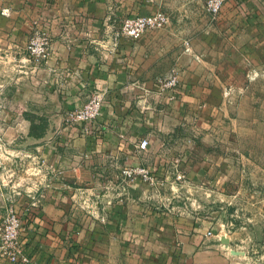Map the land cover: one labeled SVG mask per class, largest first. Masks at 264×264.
Returning a JSON list of instances; mask_svg holds the SVG:
<instances>
[{
	"label": "crops",
	"instance_id": "crops-1",
	"mask_svg": "<svg viewBox=\"0 0 264 264\" xmlns=\"http://www.w3.org/2000/svg\"><path fill=\"white\" fill-rule=\"evenodd\" d=\"M203 3L0 0V151L13 152L32 169L30 187L17 192L13 208L20 214V242L34 264H240L247 259L230 255V247L236 250L246 239L229 230L226 220L213 210L178 204L177 198L189 188L210 199L217 191L228 194L225 171L214 177V159L193 156L202 140L198 126H190V139L182 122L225 94L228 75H215L220 60L227 71L264 60V0L227 2L213 21ZM156 10L167 14L163 28L121 37L107 49L121 17ZM33 28L48 35L45 62L34 63L24 54ZM170 72L177 84L165 92L160 81ZM92 91L101 93L102 103L83 133L67 113ZM31 119L45 121L41 135H28ZM140 138L148 140L145 151L136 147ZM124 165L147 167L154 182L123 179ZM175 165L183 168L182 182L189 187L174 180ZM261 178L251 186L243 181L246 185L231 190L230 197L249 196L254 212H264ZM4 200L0 189V219ZM244 224L240 229L252 228ZM0 264L11 263L0 259Z\"/></svg>",
	"mask_w": 264,
	"mask_h": 264
},
{
	"label": "rangeland",
	"instance_id": "rangeland-1",
	"mask_svg": "<svg viewBox=\"0 0 264 264\" xmlns=\"http://www.w3.org/2000/svg\"><path fill=\"white\" fill-rule=\"evenodd\" d=\"M218 56L221 58L223 54ZM221 62L222 60L219 62L220 67L215 75L218 73L220 77L222 74L228 75L229 85L225 87V94L222 95L221 92L220 96L218 93L219 96L214 98L215 102L210 101L202 107L203 114L192 117L190 120L186 119V122L182 124L186 126L184 135L190 139V126H198L202 140L197 151H193V156L200 159L206 156L212 157L215 161L214 177L222 178L221 174L224 170L229 191L228 194L222 193L224 196L217 191L218 194L210 199L205 196L203 190L194 192L193 188H189L190 191L183 192L184 196L177 200L178 204L186 202V205L189 204L190 207L202 211H215V217L228 222L229 230H234L238 238L246 239L239 244L238 249L230 247L229 251L232 256L247 257L240 264H264V212H254L250 205L253 199L249 196L239 194L233 198L230 197L235 195L231 190L246 185L243 181H248L251 186L250 181H259L260 176L264 179V60L261 64H254V67L248 63L245 65L246 69L241 67L236 71H232L233 68L229 71L225 70ZM220 90L221 88L218 89L219 92ZM31 122L35 127L34 130H38L37 132L43 130L46 124L43 119H35V121L31 119ZM210 147L212 150L209 149ZM29 167L31 166L27 164V161L16 158L13 152L9 154L0 151V180L6 181V185L0 187L4 199L11 194L18 196L19 194L16 195L15 192L19 191L22 194V189L30 187L29 178L33 174ZM177 169L183 175V168ZM202 169L204 172L200 173L199 180L204 189L207 179L205 167L203 166ZM183 180L184 176L176 182L189 187V183L182 182ZM256 183L259 185L260 182ZM216 185L217 187L221 185L220 180L217 179ZM186 189L183 187V190ZM4 201L6 203V200ZM243 222L248 223L252 228L240 229L246 226Z\"/></svg>",
	"mask_w": 264,
	"mask_h": 264
},
{
	"label": "built area",
	"instance_id": "built-area-1",
	"mask_svg": "<svg viewBox=\"0 0 264 264\" xmlns=\"http://www.w3.org/2000/svg\"><path fill=\"white\" fill-rule=\"evenodd\" d=\"M233 1L235 0H204V13L210 21H213L218 17L222 5ZM167 21V14L163 10H156L145 15L123 16L119 20L117 29L110 33L109 40H107V49L112 51L121 37L132 39L145 31L163 28ZM23 50L26 57L32 62H45L49 54L47 33L41 28H33ZM160 83L163 91H173L177 84L175 74L170 72ZM101 103V93L92 91L79 107L67 113V120L72 124L81 125L82 132L86 133L88 124L99 114ZM147 144L148 140L146 138H140L136 143V147L140 151H145ZM172 170L174 180H181L183 175L177 167L173 166ZM121 175L125 180L139 178L146 183L154 182L147 167L141 165H124L121 169ZM5 185L6 181L4 179L0 180V187ZM14 197L12 194L5 197L6 203L0 219V259L11 264H34L19 239L22 225L19 214L13 208Z\"/></svg>",
	"mask_w": 264,
	"mask_h": 264
},
{
	"label": "trees",
	"instance_id": "trees-1",
	"mask_svg": "<svg viewBox=\"0 0 264 264\" xmlns=\"http://www.w3.org/2000/svg\"><path fill=\"white\" fill-rule=\"evenodd\" d=\"M29 122H30V124H29L28 135L29 136H31V135L32 136H39V135H41L42 130H40L39 132H37L38 130H34L35 127H34L33 123L31 122V120Z\"/></svg>",
	"mask_w": 264,
	"mask_h": 264
},
{
	"label": "water",
	"instance_id": "water-1",
	"mask_svg": "<svg viewBox=\"0 0 264 264\" xmlns=\"http://www.w3.org/2000/svg\"><path fill=\"white\" fill-rule=\"evenodd\" d=\"M219 240L223 245L227 246L228 240L224 236H221Z\"/></svg>",
	"mask_w": 264,
	"mask_h": 264
}]
</instances>
